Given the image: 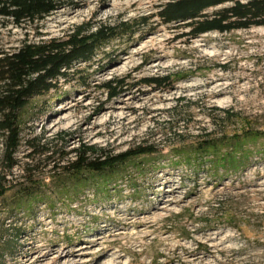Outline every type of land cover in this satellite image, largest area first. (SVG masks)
Listing matches in <instances>:
<instances>
[{
  "label": "rangeland",
  "instance_id": "374dc122",
  "mask_svg": "<svg viewBox=\"0 0 264 264\" xmlns=\"http://www.w3.org/2000/svg\"><path fill=\"white\" fill-rule=\"evenodd\" d=\"M165 1L65 0L37 23L0 19V49H14L82 23L94 29L154 14L24 110L19 161L8 169L0 160L13 186L0 198V245L12 240L0 264H264V160L254 155L242 170L218 177L175 165L172 155L209 136L264 129V25L180 35L189 27L156 14ZM156 74L173 82L141 79ZM122 76L129 85L119 93L102 86ZM34 136L51 144V159L25 156L24 140ZM84 144L156 151L119 166L106 191L71 180L69 195L55 193L54 162L66 163ZM2 150L0 134V157ZM27 160L44 194L30 208L9 209L19 183H30Z\"/></svg>",
  "mask_w": 264,
  "mask_h": 264
},
{
  "label": "trees",
  "instance_id": "16d2710c",
  "mask_svg": "<svg viewBox=\"0 0 264 264\" xmlns=\"http://www.w3.org/2000/svg\"><path fill=\"white\" fill-rule=\"evenodd\" d=\"M64 4L65 0H0V19L16 24L37 23ZM156 14L164 22H177V27H189L180 35L197 36L209 30L226 31L264 25V0H167L160 3ZM152 15H143L131 23L127 20L102 23L94 29H91V24L82 23L64 36L26 39L14 49H0V134L3 142L0 160L6 168L11 169L19 161L16 154L23 143V115L31 99L57 87L61 80L82 74L84 67L80 62L90 65L111 39L130 32L134 23H148ZM141 79L157 87L173 82L171 74L146 75ZM127 85L129 82L124 76L110 78L102 84L111 95L119 93ZM24 143L31 149L25 156L31 159H51L55 152L48 141L42 142L38 136L27 137ZM154 151L156 149L151 144H139L119 152L107 151L96 144H84L75 149V157L66 163L54 162L53 177L56 176L54 178L58 181L55 193L69 195L67 187L71 180L78 188L93 181V185L106 191L108 186L105 183L118 176L119 166L131 164L137 156ZM172 155L177 161L175 165L184 164L197 171L206 167L210 175L224 177L250 165L254 155L264 160V129L251 127L231 135L209 136L187 146L175 147ZM31 163L27 160L24 166V177L30 183H19L17 200L9 209L30 208L44 194L38 183H33L30 171L34 164ZM132 165L139 164L133 162ZM5 174L4 168L0 167V198L13 187L8 184ZM11 241L5 239L0 250L11 247Z\"/></svg>",
  "mask_w": 264,
  "mask_h": 264
}]
</instances>
